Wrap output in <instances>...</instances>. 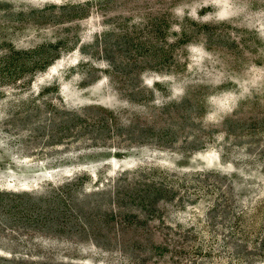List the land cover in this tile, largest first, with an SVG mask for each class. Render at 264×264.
<instances>
[{
	"label": "rangeland",
	"instance_id": "obj_1",
	"mask_svg": "<svg viewBox=\"0 0 264 264\" xmlns=\"http://www.w3.org/2000/svg\"><path fill=\"white\" fill-rule=\"evenodd\" d=\"M0 264H264V0H0Z\"/></svg>",
	"mask_w": 264,
	"mask_h": 264
}]
</instances>
